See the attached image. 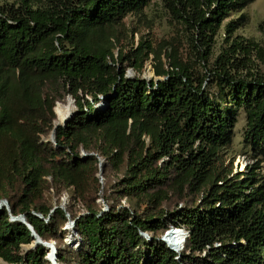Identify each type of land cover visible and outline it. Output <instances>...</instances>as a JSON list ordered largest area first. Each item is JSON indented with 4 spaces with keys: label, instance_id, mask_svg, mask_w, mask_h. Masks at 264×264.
Instances as JSON below:
<instances>
[{
    "label": "trees",
    "instance_id": "16d2710c",
    "mask_svg": "<svg viewBox=\"0 0 264 264\" xmlns=\"http://www.w3.org/2000/svg\"><path fill=\"white\" fill-rule=\"evenodd\" d=\"M151 1L0 0L5 264H51L43 245L22 249L30 231L10 214L53 243L59 264H264V51L236 33L252 0H159L182 45L170 42L161 78L126 77L116 29ZM142 43L135 68L160 57ZM68 95L75 114L45 141ZM241 112L255 161L232 174L225 149ZM170 225L188 231L178 254L160 239Z\"/></svg>",
    "mask_w": 264,
    "mask_h": 264
},
{
    "label": "rangeland",
    "instance_id": "374dc122",
    "mask_svg": "<svg viewBox=\"0 0 264 264\" xmlns=\"http://www.w3.org/2000/svg\"><path fill=\"white\" fill-rule=\"evenodd\" d=\"M242 11L247 16V22L236 33L257 41L264 51V33L258 31V24L264 20V0H252ZM234 16H236V13H232V17ZM175 30L168 15L161 7L159 0H152L149 6L142 11V14L127 15L116 29V40L114 42V57L118 60L115 62L116 66L123 69L124 76L126 77H140L154 80L161 78L155 75V69L156 67L169 69V58L167 55L170 42L173 43L174 41L176 43L178 41L182 45L181 38L175 36ZM221 38V33H219L216 37V47L221 42ZM140 41H143V46L148 43L152 47L160 49V57L158 60H155L153 54L148 52L146 57H142L140 67L135 68L130 59H133L132 52L139 46ZM180 48V55L185 57L183 48ZM194 63L198 64L197 61ZM259 68L264 73V62L259 64ZM66 101L67 98L65 99ZM243 125L244 115L241 112L238 121L234 125L232 142L225 149V163L231 162L232 174L243 171L246 164H251L255 161L251 160L249 156V147L242 142ZM258 165L259 169L257 171L259 176L264 177V159L259 160ZM60 201L59 206L65 209L68 201L66 194L60 197ZM78 207L80 210H83L80 205ZM68 240H70V237H68ZM33 247L35 246H33L31 241L29 244H24L22 249L27 251Z\"/></svg>",
    "mask_w": 264,
    "mask_h": 264
},
{
    "label": "water",
    "instance_id": "95a60500",
    "mask_svg": "<svg viewBox=\"0 0 264 264\" xmlns=\"http://www.w3.org/2000/svg\"><path fill=\"white\" fill-rule=\"evenodd\" d=\"M143 79H145V78H143ZM146 80H148V79H146ZM70 99L71 101H72V103H73V110L67 115V116H65L60 122H56L57 121V117H56V120H55V122H54V125H53V128H52V130L50 131V134L48 135V137L47 138H45V141H51V142H54V130H55V128L57 127V126H64L73 116H74V114H75V105H74V99L71 97V96H68L67 97V99ZM57 104V103H56ZM53 111H54V113H55V110H54V108H53ZM56 114V113H55ZM93 153H87V152H85V151H83V150H81V153H80V155L82 156V157H85V156H88V155H92ZM101 172H102V160L101 159H99V179H100V182H102V177H101ZM2 206H4L6 209H8V205H7V202L5 201V200H2V201H0V208L2 207ZM106 208V205L104 204V209ZM37 217H39V218H42V215H40V214H37L36 215ZM68 216V215H67ZM9 219L10 220H17V221H19V222H21V223H23V224H25L26 225V227L28 228V230L30 231V236L32 237V243H33V246H36V245H38V244H40V245H43L45 248H47L48 249V253L46 254V258L51 262V264H59L58 262H56V251H55V247H54V245H53V243L52 242H46V241H43L36 233H35V231L33 230V228H32V226L29 224V223H27L26 221H25V218H24V215H22V214H19V215H15V216H13V215H9ZM74 226V220H71L69 217H68V221H67V223H66V225H65V227L64 228H68V227H73ZM0 262H1V264H5V262L2 260V259H0Z\"/></svg>",
    "mask_w": 264,
    "mask_h": 264
},
{
    "label": "built area",
    "instance_id": "2783aa9c",
    "mask_svg": "<svg viewBox=\"0 0 264 264\" xmlns=\"http://www.w3.org/2000/svg\"><path fill=\"white\" fill-rule=\"evenodd\" d=\"M169 233H171V235L175 236V235H182V241L180 246L176 247L172 244L171 239L167 236ZM144 236H148V234L143 233ZM188 235V231L187 229H185L184 227H180V226H174V225H170L168 226V228L163 232V234L160 236V239L167 244V246L176 254H178L182 248H183V243L184 240L186 238V236ZM214 246H218V243H214ZM177 258V256H176Z\"/></svg>",
    "mask_w": 264,
    "mask_h": 264
},
{
    "label": "bare ground",
    "instance_id": "6f19581e",
    "mask_svg": "<svg viewBox=\"0 0 264 264\" xmlns=\"http://www.w3.org/2000/svg\"><path fill=\"white\" fill-rule=\"evenodd\" d=\"M150 74V73H149ZM73 103L72 101L68 98L66 103H57L54 106V110L56 113V117H57V123L60 122L65 116H67L72 110H73ZM69 228V227H68ZM171 241L172 244L176 247L180 246L181 241H182V235H171V233H169L167 235Z\"/></svg>",
    "mask_w": 264,
    "mask_h": 264
}]
</instances>
